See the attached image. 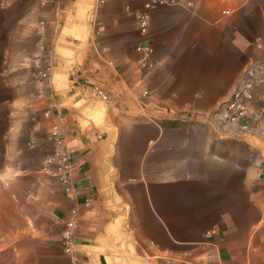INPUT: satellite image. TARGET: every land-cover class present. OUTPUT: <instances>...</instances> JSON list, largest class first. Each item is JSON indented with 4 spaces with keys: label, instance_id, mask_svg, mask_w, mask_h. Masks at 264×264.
Instances as JSON below:
<instances>
[{
    "label": "crops",
    "instance_id": "1",
    "mask_svg": "<svg viewBox=\"0 0 264 264\" xmlns=\"http://www.w3.org/2000/svg\"><path fill=\"white\" fill-rule=\"evenodd\" d=\"M149 1L0 0V264H264V123L212 116L264 59V0Z\"/></svg>",
    "mask_w": 264,
    "mask_h": 264
},
{
    "label": "built area",
    "instance_id": "2",
    "mask_svg": "<svg viewBox=\"0 0 264 264\" xmlns=\"http://www.w3.org/2000/svg\"><path fill=\"white\" fill-rule=\"evenodd\" d=\"M105 0H96L97 5H101ZM164 3H184L191 4L190 0H150L145 3L147 8H154L156 5ZM140 31L145 33L148 25V16L140 14L138 16ZM137 50L142 51V65L151 68L155 65V61L151 59L152 48L149 45H138ZM50 67L39 72V77L45 79L50 73ZM264 76V59L250 61L243 69L242 74L235 84L231 95L222 101L212 116L224 123L235 124L243 122L244 126L253 124L258 127L264 123V108L255 109L251 106L252 87L256 78ZM97 96L102 100H108V94L99 86L94 88ZM146 94V91H144ZM49 136L54 142V150L47 155L41 165V170L50 175L58 183L68 186L70 183V173L73 166L72 156L65 145V139L60 128L55 125L50 128ZM75 226L74 218L69 219L62 232L63 250L71 253L76 242L73 237L72 230Z\"/></svg>",
    "mask_w": 264,
    "mask_h": 264
},
{
    "label": "clouds",
    "instance_id": "3",
    "mask_svg": "<svg viewBox=\"0 0 264 264\" xmlns=\"http://www.w3.org/2000/svg\"><path fill=\"white\" fill-rule=\"evenodd\" d=\"M19 173H15L18 175ZM14 179L13 170L11 168H7L3 173H0V183H4L5 185L10 180Z\"/></svg>",
    "mask_w": 264,
    "mask_h": 264
}]
</instances>
